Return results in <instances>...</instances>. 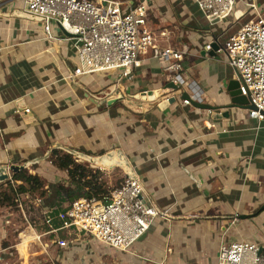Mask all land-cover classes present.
<instances>
[{
    "label": "crops",
    "instance_id": "obj_1",
    "mask_svg": "<svg viewBox=\"0 0 264 264\" xmlns=\"http://www.w3.org/2000/svg\"><path fill=\"white\" fill-rule=\"evenodd\" d=\"M146 1L158 44L189 46L183 92L214 106L229 104L237 71L224 51L206 45L222 48L264 9V0H243L214 21L195 0ZM25 9L24 0H0V166L24 165L48 191L46 199L18 193L17 209L0 203V264H220L221 243L237 240L257 243L264 255V120L240 107L215 118L227 109L184 103L152 51L130 76L116 71L71 78L75 40L64 30L56 40L47 38ZM53 149L127 157L162 212L132 251L76 229L35 238L49 227L29 223L34 216L28 217L23 200L36 206L39 220L47 209L56 214V183L69 180L50 161ZM57 238L66 245L55 244Z\"/></svg>",
    "mask_w": 264,
    "mask_h": 264
},
{
    "label": "built area",
    "instance_id": "obj_2",
    "mask_svg": "<svg viewBox=\"0 0 264 264\" xmlns=\"http://www.w3.org/2000/svg\"><path fill=\"white\" fill-rule=\"evenodd\" d=\"M211 20L228 17L243 0H195ZM26 13L40 18L47 38L54 39L52 24H58L75 40L76 64L71 78L90 73L122 71L130 76L141 65L142 55L153 52L165 73L177 85L184 83L181 75L183 59L189 46L176 49L161 46L148 27L149 5L146 0H24ZM256 8V4H251ZM37 20V19H36ZM220 50L238 75L240 92L255 106L249 109L251 118L264 120V9L256 18L233 34ZM213 49L212 44L206 45ZM194 98V97H191ZM195 99V98H194ZM184 103L191 104L189 98ZM26 111H29L27 109ZM13 182V181H12ZM44 211V224L49 231L35 235L41 240L49 233L76 229L104 244L132 251L162 214L148 196L140 177L128 178L114 191L101 197H80L62 209ZM55 219L58 223H55ZM65 246L66 241L54 242ZM260 246L252 241L222 242L220 264H264Z\"/></svg>",
    "mask_w": 264,
    "mask_h": 264
},
{
    "label": "trees",
    "instance_id": "obj_3",
    "mask_svg": "<svg viewBox=\"0 0 264 264\" xmlns=\"http://www.w3.org/2000/svg\"><path fill=\"white\" fill-rule=\"evenodd\" d=\"M50 161L58 169L66 171L69 180L68 183L57 182L54 193L59 199L60 204L70 203L80 197H101L108 193L102 182L95 178V173L98 172L87 164L79 162L78 159L71 153L65 152L61 149H53L49 156ZM13 182L21 181L18 188L14 186ZM7 186L3 192H0V203L8 205L17 204V193H35L40 192L41 195L46 194L45 181L38 175L32 174L28 169H22L12 173V180H7L0 184ZM60 207V206H58Z\"/></svg>",
    "mask_w": 264,
    "mask_h": 264
},
{
    "label": "water",
    "instance_id": "obj_4",
    "mask_svg": "<svg viewBox=\"0 0 264 264\" xmlns=\"http://www.w3.org/2000/svg\"><path fill=\"white\" fill-rule=\"evenodd\" d=\"M26 13V12H25ZM26 15L29 18L30 17L27 13ZM34 19L40 20V18L38 17H34ZM66 34L70 35L69 33L66 32ZM212 46L214 47V49H218L220 47L219 43H213ZM104 73H109V72H104ZM170 86L173 88L174 93L175 94H179L181 95L184 99L189 98L191 100V104L197 108H201V109H208V110H219V109H227L225 112H215L214 116L215 118H222V117H230V109L231 108H235V107H240V108H246V109H253L255 108V106L250 102L249 98L246 97L245 95H242L240 92V83L238 80H233L230 82L229 85V91H230V95H231V102L229 104L226 105H222V106H214L211 104H207V103H203L200 100L191 98L190 95L187 92H183V90L180 87V84L177 85L173 82V80H171V84ZM52 152V150H51ZM69 153H73L77 158L81 159V160H85V161H91L97 165H100L98 163L95 162V160L97 158H102L105 156H111V155H117L120 159L121 162L116 164L115 166L119 165V166H123L125 167L126 170V174L128 176V178H137L139 177L138 174L133 170L129 160L127 159V157L122 154L121 152L118 151H110L108 153L99 155L98 157H94V156H87L84 155L82 153L76 152L74 150H68ZM88 165V164H87ZM24 165H12L9 168L7 166H0V183L7 181L10 178V172L8 170H11L12 172H17L19 170L24 169ZM108 167V166H106ZM114 167V166H113ZM262 209H264V205L262 206ZM242 218H247L246 215L242 216ZM262 254V248L259 251V255ZM191 264H196V263H191Z\"/></svg>",
    "mask_w": 264,
    "mask_h": 264
},
{
    "label": "rangeland",
    "instance_id": "obj_5",
    "mask_svg": "<svg viewBox=\"0 0 264 264\" xmlns=\"http://www.w3.org/2000/svg\"><path fill=\"white\" fill-rule=\"evenodd\" d=\"M34 20L36 21V19H34ZM37 22L42 24V22H40L39 20ZM51 28H52V33L54 35V39H52V41L56 40L59 37V35L65 34L63 32L62 28L56 23L52 24ZM74 58H75V62L77 64H80V60H79L77 54L74 55ZM90 74H95V73H90ZM85 75H89V74H85ZM94 157H98V156H94ZM81 162H83L84 164H88L90 167H92V168H94L95 170L98 171V172H94L95 176H96L95 178H97V180L99 182H102L104 184L105 188L108 189V193H110V192L114 191L115 189H117L118 187H120L121 184L124 183V181L126 179H128V176L126 174V170L127 169L125 167H123V166L117 165V166H114V167H106V166H102V165H97V164H95V163H93L91 161H85V160L83 161V160H81ZM16 188H18V185L16 186ZM5 189H7L6 184L2 185L0 187V192H3ZM17 194H16V196H17ZM28 195H29L28 198H33V197H36V196H38V197L42 196L44 199H46V197H47V195H45V194L41 195L40 192H35L33 194H28ZM24 196H27V195L24 194ZM23 201L25 203H27V204L24 205V208H25V210H26V212L28 214L30 213V216H28V217L33 218V216H34L35 222L30 219L29 223L34 228H36L37 230L42 229L43 226L45 225L44 224V219H43L44 214L41 213V220H39L38 217H35V215H37L36 214V212H37L36 206L31 204L29 202V199L25 198ZM57 205L60 206V207H58L59 209H62V208H64L66 206L65 204L61 205L60 202H58ZM12 206H13L14 209H17L16 204H13ZM37 208L39 209V206ZM41 212H42V210H41ZM55 223H59L58 220L55 219ZM16 260H17V258L13 259V261H16Z\"/></svg>",
    "mask_w": 264,
    "mask_h": 264
},
{
    "label": "bare ground",
    "instance_id": "obj_6",
    "mask_svg": "<svg viewBox=\"0 0 264 264\" xmlns=\"http://www.w3.org/2000/svg\"><path fill=\"white\" fill-rule=\"evenodd\" d=\"M96 163L102 165V166H108V167H113L116 164L121 162V159L115 154L111 156H105L102 158H97L95 160Z\"/></svg>",
    "mask_w": 264,
    "mask_h": 264
}]
</instances>
